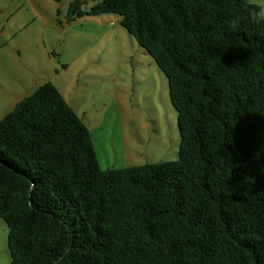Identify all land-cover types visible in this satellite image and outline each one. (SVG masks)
<instances>
[{"label":"trees","instance_id":"trees-1","mask_svg":"<svg viewBox=\"0 0 264 264\" xmlns=\"http://www.w3.org/2000/svg\"><path fill=\"white\" fill-rule=\"evenodd\" d=\"M85 3L70 0L65 20L117 13L165 75L177 157L100 167L84 122L42 81L0 117L6 264H264V23L248 18L257 4Z\"/></svg>","mask_w":264,"mask_h":264},{"label":"rangeland","instance_id":"rangeland-1","mask_svg":"<svg viewBox=\"0 0 264 264\" xmlns=\"http://www.w3.org/2000/svg\"><path fill=\"white\" fill-rule=\"evenodd\" d=\"M25 1L0 0V117L50 80L88 128L100 167L175 159L179 134L166 77L119 15L66 21L70 0H34L36 13ZM6 233L0 217V264L10 258Z\"/></svg>","mask_w":264,"mask_h":264},{"label":"clouds","instance_id":"clouds-1","mask_svg":"<svg viewBox=\"0 0 264 264\" xmlns=\"http://www.w3.org/2000/svg\"><path fill=\"white\" fill-rule=\"evenodd\" d=\"M248 18L251 20L252 23L255 24L264 23V5L254 6L253 10L249 12ZM242 19L243 17L239 15L233 16L231 19L227 21V27L229 29H238Z\"/></svg>","mask_w":264,"mask_h":264},{"label":"crops","instance_id":"crops-1","mask_svg":"<svg viewBox=\"0 0 264 264\" xmlns=\"http://www.w3.org/2000/svg\"><path fill=\"white\" fill-rule=\"evenodd\" d=\"M34 0H31L29 3H30V6H31V8H32V10L36 13V10L34 9V5L32 6V2H33ZM56 1H58V0H56ZM20 3H26V1L25 0H20ZM110 12H103V13H99V14H89V15H81V16H76V17H84V16H91V17H94V19L95 20H99V21H101V18L103 17V16H110V14H109ZM65 16V15H64ZM75 19V18H74ZM73 20V19H72ZM110 23H112V20H110L109 21ZM60 33H63V29L62 30H60L59 31V35H60ZM64 99L67 101V102H70L69 100H67V98L66 97H64ZM71 103V102H70Z\"/></svg>","mask_w":264,"mask_h":264}]
</instances>
